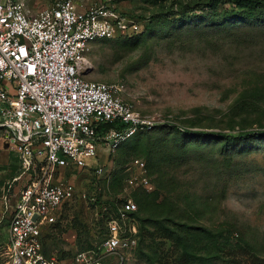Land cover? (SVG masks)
Instances as JSON below:
<instances>
[{"label": "rangeland", "instance_id": "374dc122", "mask_svg": "<svg viewBox=\"0 0 264 264\" xmlns=\"http://www.w3.org/2000/svg\"><path fill=\"white\" fill-rule=\"evenodd\" d=\"M24 1L33 9L51 4ZM116 8L138 31L96 41L84 76L115 85L156 126L102 155L99 173L94 166L61 173L75 193L43 229L46 253L69 261L93 246L103 233L101 207L131 196L140 216L152 217L142 236L149 256L136 250L123 264H264V138L231 142L212 134L264 131V0H118ZM155 141L174 161L169 187L148 167L145 145ZM142 173L149 187L132 188L128 179ZM21 185L17 156L0 138V262ZM139 194H157L161 209L140 206ZM154 220L179 232L198 256L184 254ZM202 227L221 231L217 246Z\"/></svg>", "mask_w": 264, "mask_h": 264}, {"label": "built area", "instance_id": "2783aa9c", "mask_svg": "<svg viewBox=\"0 0 264 264\" xmlns=\"http://www.w3.org/2000/svg\"><path fill=\"white\" fill-rule=\"evenodd\" d=\"M50 1L33 9L24 0H0V138L16 154L22 179L7 214L0 264H123L138 241L131 196L103 207L102 239L69 261L44 252L42 232L75 193L61 173L90 166L99 173L102 155L156 126L115 85L84 76L96 41L136 33L138 24L117 10L118 0ZM128 183L150 185L144 173Z\"/></svg>", "mask_w": 264, "mask_h": 264}, {"label": "trees", "instance_id": "16d2710c", "mask_svg": "<svg viewBox=\"0 0 264 264\" xmlns=\"http://www.w3.org/2000/svg\"><path fill=\"white\" fill-rule=\"evenodd\" d=\"M148 131H150V130H148ZM143 132H147V131H143ZM140 133H142V132H140ZM140 133H137V134H140ZM198 133L204 134V132H198ZM212 134L216 137H223L226 140L231 141V142L238 141V140L246 142V140L251 139V138H264V131H260V132L259 131L258 132L257 131H248V132L239 133L237 135L221 134V133H212ZM121 146L118 147V149L121 148ZM163 147H164L163 145L157 144V142L155 141V142L147 143L145 145V150L147 152L148 167L151 170H153L154 172L158 173V175L160 176V178L164 182L165 187H169V186H171L172 181H173V174L169 170L174 166V161H173V159H171L169 157V155L164 154V152L162 151ZM139 195H138V198L136 200H137V202H139L140 206H144L146 209H148V207H149L152 210L161 209L163 202L158 203L156 201L157 194L154 197H149V194H139ZM114 201L115 200H111L110 202L106 203V205L108 206V210H110V207L113 206ZM104 206L105 205H103V207ZM137 206H138V204H137ZM103 207H101V210L103 211V216L105 217L106 212L103 209ZM135 216L138 220V241H137V245L132 250V253H134V251H136V250L140 251V252L142 251V253H143V250H142L143 237L142 236H143V233L145 230L146 222L152 221V217H148V218L147 217H141L140 212H139V206H138V210L135 213ZM154 224L156 225V227H159V228L165 230L169 234H172L174 236L175 240L177 241V243L181 246L182 252L184 254H187V256L189 258L195 259L198 256L196 253L189 252L187 250L185 243L183 241V238L179 232L175 231L172 227L163 224L160 220H158V221L154 220ZM190 228L191 227H188V229H190ZM201 230H202L201 234L204 237V239H207V240L209 239V241L212 242V244L214 246H217L216 244L222 238L221 231L210 229L207 227H202ZM104 233H105V226L103 224L102 236L98 239V241H96V243L102 239ZM42 245H43V250L46 253L43 240H42ZM143 254L145 256H149L148 253H143ZM204 258H206L205 255H204ZM152 264H154V263L152 262Z\"/></svg>", "mask_w": 264, "mask_h": 264}]
</instances>
